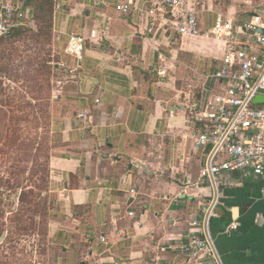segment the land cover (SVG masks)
<instances>
[{"label": "crops", "instance_id": "obj_1", "mask_svg": "<svg viewBox=\"0 0 264 264\" xmlns=\"http://www.w3.org/2000/svg\"><path fill=\"white\" fill-rule=\"evenodd\" d=\"M128 1L54 5L52 33L65 52L70 36L83 39L77 60L66 52L76 73L57 96L64 147L53 158L45 193L53 216L65 215L52 217L49 227L52 237L72 243L68 252L63 246L70 264L185 260L187 235L195 233L208 193L199 181L202 154L185 106L216 91L210 76L224 49L204 34L219 16L235 24L249 20L263 2L192 0L201 35L183 38L164 29L144 0H133L128 13L116 9ZM82 112L88 122L79 118ZM221 184L212 231L224 264H264V176L225 173ZM232 221L237 230L224 234Z\"/></svg>", "mask_w": 264, "mask_h": 264}, {"label": "rangeland", "instance_id": "obj_2", "mask_svg": "<svg viewBox=\"0 0 264 264\" xmlns=\"http://www.w3.org/2000/svg\"><path fill=\"white\" fill-rule=\"evenodd\" d=\"M55 1L42 0L43 10L34 2L31 25L0 39V264L71 263L63 246L69 251L72 243L52 237L49 227L65 215L53 216L45 196L64 147L57 96L76 73L52 33Z\"/></svg>", "mask_w": 264, "mask_h": 264}, {"label": "built area", "instance_id": "obj_3", "mask_svg": "<svg viewBox=\"0 0 264 264\" xmlns=\"http://www.w3.org/2000/svg\"><path fill=\"white\" fill-rule=\"evenodd\" d=\"M140 1V0H137ZM151 7L150 14L158 15L161 26L181 37L201 35L192 0H144ZM133 0L116 9L128 13ZM32 11L20 0H0V38L26 28L32 23ZM152 24V23H151ZM153 25V24H152ZM149 33L152 29L148 30ZM264 0L249 20L235 24L233 20L217 17L215 25L205 36L223 43L221 66L210 78L217 89L203 102L186 105L187 124L191 128L195 145L202 154L199 181L208 193L200 205V216L193 223L195 233L187 235L186 257L180 264H224L216 246L212 224L219 217L222 200L221 177L236 173L243 177L264 176ZM96 37V32L91 33ZM83 39L70 36L66 52L77 60L82 51ZM96 103L98 101L96 100ZM79 118L89 121L88 113ZM264 202V189L260 191ZM133 216V213H130ZM261 222L264 219H260ZM258 220L257 222H259ZM232 221L224 234L237 230ZM105 243L104 238H100Z\"/></svg>", "mask_w": 264, "mask_h": 264}, {"label": "trees", "instance_id": "obj_4", "mask_svg": "<svg viewBox=\"0 0 264 264\" xmlns=\"http://www.w3.org/2000/svg\"><path fill=\"white\" fill-rule=\"evenodd\" d=\"M25 6H27V7H29L30 9H31V11H32V19L34 20V10H33V8L30 6V5H32L34 2H37L38 1V3H37V9L38 10H43L44 9V3H42L41 1L42 0H25L24 2L22 1V0H20ZM47 2H49L50 3V6H53L52 5V0H47ZM22 29H24V28H21V29H18V30H16V31H14L12 34H16V32H18V31H20V30H22ZM12 34H10L8 37H10ZM8 37H6V38H8ZM6 38H0V39H6Z\"/></svg>", "mask_w": 264, "mask_h": 264}, {"label": "water", "instance_id": "obj_5", "mask_svg": "<svg viewBox=\"0 0 264 264\" xmlns=\"http://www.w3.org/2000/svg\"><path fill=\"white\" fill-rule=\"evenodd\" d=\"M263 34H264V32H262ZM260 102H264V98H262V97H257L256 99H255V103H260Z\"/></svg>", "mask_w": 264, "mask_h": 264}]
</instances>
